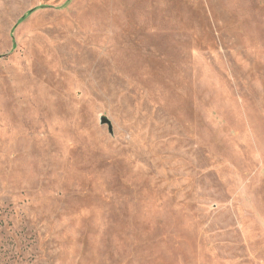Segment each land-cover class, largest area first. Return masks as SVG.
Here are the masks:
<instances>
[{"label":"rangeland","instance_id":"rangeland-1","mask_svg":"<svg viewBox=\"0 0 264 264\" xmlns=\"http://www.w3.org/2000/svg\"><path fill=\"white\" fill-rule=\"evenodd\" d=\"M0 264H264V0H0Z\"/></svg>","mask_w":264,"mask_h":264},{"label":"water","instance_id":"water-1","mask_svg":"<svg viewBox=\"0 0 264 264\" xmlns=\"http://www.w3.org/2000/svg\"><path fill=\"white\" fill-rule=\"evenodd\" d=\"M100 122H101V124H106V125H108L109 130L111 129V127H110V123H109V121H108L106 118H102V119L100 120Z\"/></svg>","mask_w":264,"mask_h":264},{"label":"trees","instance_id":"trees-1","mask_svg":"<svg viewBox=\"0 0 264 264\" xmlns=\"http://www.w3.org/2000/svg\"><path fill=\"white\" fill-rule=\"evenodd\" d=\"M30 13H31V11H29L27 14H30ZM27 14H26V15H27ZM26 15H24V16H23V18H25V17H26ZM23 18H22V19H23Z\"/></svg>","mask_w":264,"mask_h":264}]
</instances>
